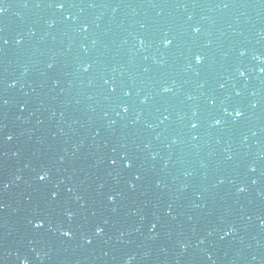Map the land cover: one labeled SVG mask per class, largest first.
Listing matches in <instances>:
<instances>
[{"label": "water", "instance_id": "1", "mask_svg": "<svg viewBox=\"0 0 264 264\" xmlns=\"http://www.w3.org/2000/svg\"><path fill=\"white\" fill-rule=\"evenodd\" d=\"M0 8V264H264V0Z\"/></svg>", "mask_w": 264, "mask_h": 264}, {"label": "snow or ice", "instance_id": "2", "mask_svg": "<svg viewBox=\"0 0 264 264\" xmlns=\"http://www.w3.org/2000/svg\"><path fill=\"white\" fill-rule=\"evenodd\" d=\"M2 12H3V9L0 8V13H2ZM4 43H7V41H4ZM165 44H166V46H167V45L171 44V41H170V40H169V41H166ZM194 61H195L196 64L199 65V64H201V63L203 62V57L200 56V55H196V56H194ZM124 110L127 111V108H125ZM234 114H235V117H236V118H239V117H241V116L243 115V113H242L241 111H238V110L235 111ZM217 124H219V121L217 122ZM192 127L195 128L196 125L193 124ZM125 166H126V167H131V166H132V165H131V162H130V161H126V162H125ZM39 179H40L41 181H45V180L47 179V175H46V174H44V175H40V176H39ZM37 226H38V227H41L42 225H37ZM63 235L66 236V237H68V236L71 235V233H70L69 231H65V232L63 233Z\"/></svg>", "mask_w": 264, "mask_h": 264}, {"label": "clouds", "instance_id": "3", "mask_svg": "<svg viewBox=\"0 0 264 264\" xmlns=\"http://www.w3.org/2000/svg\"><path fill=\"white\" fill-rule=\"evenodd\" d=\"M18 43H19V41H17ZM241 74H243V73H241ZM168 89H165V91H167ZM218 121H216V123H217ZM240 191H244V189L243 188H241L240 189ZM111 199V198H110ZM102 232V229H100V228H97V234H100ZM181 247L183 248L184 247V245H181ZM23 264H27V262L25 261V262H23ZM126 264H128V262L126 261Z\"/></svg>", "mask_w": 264, "mask_h": 264}]
</instances>
